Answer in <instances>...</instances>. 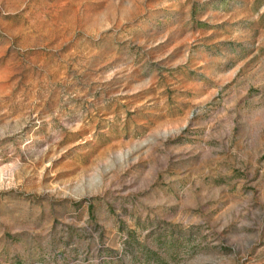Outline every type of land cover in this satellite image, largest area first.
Here are the masks:
<instances>
[{
  "label": "rangeland",
  "instance_id": "obj_1",
  "mask_svg": "<svg viewBox=\"0 0 264 264\" xmlns=\"http://www.w3.org/2000/svg\"><path fill=\"white\" fill-rule=\"evenodd\" d=\"M0 264H264V0H0Z\"/></svg>",
  "mask_w": 264,
  "mask_h": 264
}]
</instances>
